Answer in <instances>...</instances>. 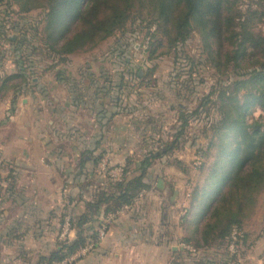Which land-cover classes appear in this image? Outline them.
I'll return each instance as SVG.
<instances>
[{
    "label": "rangeland",
    "instance_id": "1",
    "mask_svg": "<svg viewBox=\"0 0 264 264\" xmlns=\"http://www.w3.org/2000/svg\"><path fill=\"white\" fill-rule=\"evenodd\" d=\"M248 4V0L238 2L241 11ZM18 11L15 6L9 8L5 3L0 4V80L16 74H24L25 77L16 78L10 83L12 88L4 91L0 97V113H4L6 106L10 111L9 100L22 93L25 102L22 105L19 100L18 106L23 110L22 115H25L23 121H28L23 125L33 127L34 116L41 114L43 140L46 139L47 144L53 147V157L55 161H60L62 167L69 164L72 154L68 141L62 136H69L77 129L89 130L92 126L86 118L89 112L83 109L82 104L76 105L72 102L75 96V90L72 89L74 83L82 81L80 86L86 87V82L94 80L102 85L96 90L88 91L92 100L90 93L94 95L100 90L99 100L85 104L90 107L94 103V108L106 103L107 83L112 84L115 94L109 96L115 99V111L119 113L118 122L120 125L130 126L132 130L131 141L135 149L126 159L128 162L138 164L151 153H161L166 149L165 145L174 142L182 131L177 139V148L161 158L150 160L146 178L153 191L158 190V180L167 183L163 212L167 213V231L175 233L178 221L183 219L186 224L190 219V198L193 190L202 189L208 173L215 164L223 160L218 147L222 140L217 138L221 135H214L212 127L221 123L224 118L232 121L227 114L233 116V108L224 105L218 97L224 90L225 81L226 85H230L239 78L229 77V74L221 76L216 72L219 62L216 59L212 62L207 60V52L199 34L194 33L185 43L169 47L160 35L151 37L154 27L150 28L148 36L145 24L138 27L139 22L132 25L130 21L124 33H117L96 48L72 55L65 62H60L56 56L47 53L41 44L43 12L37 10L20 14ZM255 28V33L264 32V25L259 22ZM136 73L144 75L143 82L135 78ZM219 82L222 83V88L217 89ZM118 86L122 88L118 89ZM214 88L216 92L210 96ZM242 94L243 92L236 96L232 106L241 104ZM3 98L6 103H3ZM262 116L263 112L259 107L253 106L245 114L244 121L251 125L260 122ZM181 117L187 121L183 130H180ZM5 127L15 129V124ZM221 127L220 124L219 128ZM234 136L233 133L232 148L228 149L230 152L235 147ZM60 148L63 153L59 156ZM247 152L254 154L258 149H249ZM238 157L241 158V155L238 154ZM102 158L113 166L108 154L104 153ZM124 165V162L121 163L120 168ZM247 167L245 165L243 171ZM129 169L134 170V166ZM54 174L59 177L56 170ZM61 187L63 190V185ZM175 193L177 195L174 196ZM261 198L263 200L260 201L264 203V187L255 198L251 217L243 224V229L252 233L249 244L261 236L264 237V221L261 223L255 217L252 218ZM184 224L183 228L186 227ZM243 229L235 231L242 237L245 234ZM60 233L61 228L56 234L58 244L65 243V240L59 238ZM188 236L186 231L185 237ZM239 237L236 236L235 242L238 241L237 244L241 245ZM166 238L169 239L170 234ZM232 241L231 238L229 245ZM172 242V246H178L176 241ZM237 244L232 252L226 244L218 249L199 251L202 256L220 261L227 255H234Z\"/></svg>",
    "mask_w": 264,
    "mask_h": 264
},
{
    "label": "trees",
    "instance_id": "2",
    "mask_svg": "<svg viewBox=\"0 0 264 264\" xmlns=\"http://www.w3.org/2000/svg\"><path fill=\"white\" fill-rule=\"evenodd\" d=\"M238 2L239 0H0V4L5 3L9 8L17 7L20 14L37 10L43 12L41 44L47 53L56 56L60 62L96 48L117 33H124L130 21L132 25L139 22L138 27L145 24L148 36L150 28L154 27L151 37L160 35L169 47L185 43L194 33L199 34L207 52V60L212 62L216 59L219 62L216 72L221 76L229 74V77L239 78L230 85H226L225 81L224 90L218 97L224 105L233 108V116L227 114L232 121L224 118L221 123L212 127L214 135H221L217 138L222 140L218 147L223 160L215 164L202 189H194L190 198V206L194 211L191 222L193 219L202 220L199 228L190 226V222L186 228L189 236L182 240V244L191 249H184L185 253L192 258L200 255L199 250H214L224 244L228 247L233 231H242L244 222L251 217L255 198L264 187V32H254L258 22L264 25V0H248L249 4L244 11L240 10ZM16 78L25 77L24 74H16L1 79L0 91L12 88L10 83ZM135 78L143 82L144 75L136 73ZM95 84L94 80H90L86 87L74 83L72 89L75 90V96L72 102L80 105ZM221 86L222 83L219 82L217 89ZM215 90L212 89L210 96L214 95ZM241 92V104L232 106ZM253 106H258L263 116L260 122L247 125L244 116ZM181 122L180 130H183L187 121L181 117ZM181 132L174 142L169 145L165 143L166 149L161 153H151L138 164L126 161V165L121 167L119 181L115 182L96 175L102 154L91 156L92 153H81L78 174L85 170L86 162L93 164L92 198L84 202L85 211L82 214L70 216L69 227L74 238L58 244V248L48 256L40 257L39 264L61 262L88 245L92 246L91 251L96 249L100 224L109 215L132 206L143 192L151 189L146 181L150 160L161 158L177 148ZM233 133L235 147L230 152L228 149L232 148ZM256 148L257 153L247 152ZM238 154L241 158H237ZM245 165L248 167L243 171ZM131 166H134L132 171L129 169ZM100 210L103 212V221L92 227L93 222H97L96 216ZM65 217H60V227ZM106 226L108 230V224ZM239 242L245 243L244 234ZM237 243L238 241L235 242ZM238 244L235 254L230 257L231 262L239 251Z\"/></svg>",
    "mask_w": 264,
    "mask_h": 264
},
{
    "label": "crops",
    "instance_id": "3",
    "mask_svg": "<svg viewBox=\"0 0 264 264\" xmlns=\"http://www.w3.org/2000/svg\"><path fill=\"white\" fill-rule=\"evenodd\" d=\"M95 83V90L102 86L98 81ZM111 85L107 83L104 105L95 108L94 103L90 107L85 105L89 101L99 100L100 90L94 95L90 93L92 100L87 94L80 103L89 112L86 118L92 126L89 130L77 129L69 136H62L68 141L72 152L70 162L65 167L60 165V161H55L53 147L47 144L46 139L43 140L41 114L34 116L33 127L23 125L28 121H23L25 115L18 106L19 100L22 105L25 102L22 93L9 100L10 111L6 106L4 113H0V264H39L40 257H46L58 248L56 234L62 228L60 217L82 214L85 211L84 202L90 201L93 194L92 162H86L85 170L78 174L81 153H92L91 156L106 153L110 156L111 164L120 167L134 151L130 126L118 122L115 99L109 96L115 94ZM3 93L1 90L0 97ZM4 98L3 103H6ZM10 124H15V129L5 127ZM62 153L60 148L59 156ZM54 170L58 172V178ZM162 182L163 189L153 191L151 188L143 192L132 206L109 215L106 237L96 249L75 263L264 264V237L249 244L252 233L243 227L245 243L239 245L234 261L231 262V255L220 261L201 255L196 258L188 256L182 249V240L194 211L192 209L186 224L183 219L178 221L175 233H169L167 213L163 212L167 183ZM260 200L263 198L259 199L252 218L263 223L264 203ZM102 210L92 227L103 221ZM201 223V219H193L190 226L199 228ZM183 224L186 227L183 228ZM167 234H170L169 239L166 238ZM71 238H74L73 232ZM172 241H176L178 246H172Z\"/></svg>",
    "mask_w": 264,
    "mask_h": 264
},
{
    "label": "built area",
    "instance_id": "4",
    "mask_svg": "<svg viewBox=\"0 0 264 264\" xmlns=\"http://www.w3.org/2000/svg\"><path fill=\"white\" fill-rule=\"evenodd\" d=\"M121 168L117 167V166H111L108 161L106 159H101L100 162L97 165V169H96V175L100 178L102 177H106L109 181L111 182H115V181H119L120 177H121ZM107 221V220H106ZM104 221V223L102 222L99 226L98 232H97V241L98 243H100L105 237H106V233H107V222ZM69 223H70V216H66L64 218V222L61 228V233L59 238L62 239L64 242H66L68 240V238L70 239L72 231L70 230L69 227ZM234 233H232V244L229 245V250L232 252L235 249V241L236 236H240L239 238H241V235L237 234L236 231H233ZM91 245H88L87 247L81 249L80 251L76 252L74 255H72L71 257L58 262V263H54V264H72L78 260H80L82 257H84L85 255H87L88 253H90L91 251ZM182 249H186V250H190V248L186 245H182Z\"/></svg>",
    "mask_w": 264,
    "mask_h": 264
},
{
    "label": "water",
    "instance_id": "5",
    "mask_svg": "<svg viewBox=\"0 0 264 264\" xmlns=\"http://www.w3.org/2000/svg\"><path fill=\"white\" fill-rule=\"evenodd\" d=\"M157 188L158 189H163V182L161 181V180H158V182H157ZM176 194V193H175ZM174 194V195H175Z\"/></svg>",
    "mask_w": 264,
    "mask_h": 264
}]
</instances>
